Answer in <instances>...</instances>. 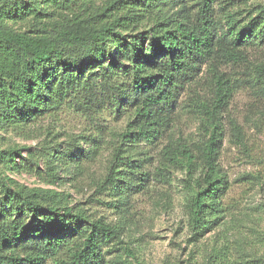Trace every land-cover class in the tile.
Segmentation results:
<instances>
[{"label": "trees", "instance_id": "16d2710c", "mask_svg": "<svg viewBox=\"0 0 264 264\" xmlns=\"http://www.w3.org/2000/svg\"><path fill=\"white\" fill-rule=\"evenodd\" d=\"M238 7L234 0H0V131L30 137L40 120L65 109L82 114L95 131L92 149L75 148L58 162L94 159L103 135L111 134L117 141L98 188L120 198L140 192L152 177L167 182L168 170L180 166L191 238L203 237L220 219L229 189L218 165L225 114L244 87L264 98V64L238 76L223 71L250 63L248 51L264 48V6ZM205 76L210 95L192 100L200 141L170 142L155 172H137L123 146L168 136L184 94ZM105 113L129 115L126 130L111 131ZM229 124L232 140L245 146L241 126L235 119ZM21 151L0 150V167L41 176L37 161ZM56 166L48 164L50 184ZM117 234L64 194L0 175V264H107L103 247Z\"/></svg>", "mask_w": 264, "mask_h": 264}, {"label": "rangeland", "instance_id": "374dc122", "mask_svg": "<svg viewBox=\"0 0 264 264\" xmlns=\"http://www.w3.org/2000/svg\"><path fill=\"white\" fill-rule=\"evenodd\" d=\"M237 10L264 6V0H234ZM102 1H98V5ZM247 7V8H246ZM217 8V15H221ZM247 64L223 68L238 76L264 64V48L248 51ZM209 78L184 94L169 135L154 145L123 146L134 161L137 172H155L159 154L170 142L200 141L199 115L192 100L210 95ZM129 115L116 119L109 113L104 119L109 129L126 130ZM235 119L245 135V146L231 137L229 120ZM225 139L218 165L229 183L221 200L215 227L199 239H193L185 211L184 170H168L167 182L152 180L140 191L115 197L106 188H98L108 174L112 146L117 138L106 133L100 154L94 159L72 157L58 162L61 154L80 147L92 149L95 131L80 113L65 109L54 118L40 120L30 128V137L15 131H0V150L22 149L28 162L37 161L41 176L22 171L9 172L0 167V175L28 188L50 189L67 196L71 206L81 205L94 219H102L116 228L117 237L103 247L107 264H246L264 262V98L247 87L240 89L225 114ZM27 133V132H26ZM81 159V160H80ZM17 161H22L20 158ZM27 162V163H28ZM57 163V180L50 184L48 164ZM26 164V163H25ZM81 165V169L76 166ZM44 264H55L47 260Z\"/></svg>", "mask_w": 264, "mask_h": 264}]
</instances>
